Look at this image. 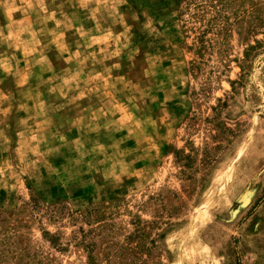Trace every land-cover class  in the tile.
Masks as SVG:
<instances>
[{"label":"rangeland","instance_id":"1","mask_svg":"<svg viewBox=\"0 0 264 264\" xmlns=\"http://www.w3.org/2000/svg\"><path fill=\"white\" fill-rule=\"evenodd\" d=\"M0 264H264V0H0Z\"/></svg>","mask_w":264,"mask_h":264}]
</instances>
